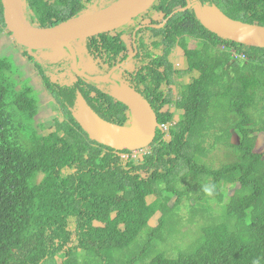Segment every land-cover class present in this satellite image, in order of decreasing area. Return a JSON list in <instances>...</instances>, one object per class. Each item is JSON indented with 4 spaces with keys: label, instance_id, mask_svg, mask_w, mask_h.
<instances>
[{
    "label": "trees",
    "instance_id": "16d2710c",
    "mask_svg": "<svg viewBox=\"0 0 264 264\" xmlns=\"http://www.w3.org/2000/svg\"><path fill=\"white\" fill-rule=\"evenodd\" d=\"M154 5L166 15L185 0ZM90 6L24 0L39 26ZM224 11L264 26V0ZM166 28L168 51L186 63L157 77L174 88L155 106L166 130L136 156L90 138L68 112L35 122L38 90L0 54V264H264V48L218 36L188 9ZM49 89L73 102L71 88Z\"/></svg>",
    "mask_w": 264,
    "mask_h": 264
},
{
    "label": "flooded vegetation",
    "instance_id": "af4514ba",
    "mask_svg": "<svg viewBox=\"0 0 264 264\" xmlns=\"http://www.w3.org/2000/svg\"><path fill=\"white\" fill-rule=\"evenodd\" d=\"M46 1L55 2V0ZM158 1L155 0L145 11L132 17L118 28L70 42L72 50L63 47V50L54 54L52 50L41 49V51L27 48L29 51L34 50L29 55L31 60L33 57H40L43 67L46 66V78L42 76V73L40 74L39 70L38 73L42 76L46 91L51 95L50 103L54 112L58 115L68 112L78 122V106L82 104V106L89 107L102 120L108 121V118L122 116L130 119L132 115L130 107L122 98L123 93L128 92L148 102L155 115V129L166 130V123L158 124V112L161 109L165 111L166 108H163L164 105L160 109L155 106L160 96L166 97L169 91L174 93V88L169 90L168 85L173 84H168L167 81L158 83L157 77L160 74L164 76L165 72L169 73L171 67L178 69L182 66L180 65V52L177 50L176 54L174 51L177 57H173V52L168 51L166 47L170 39L165 37L160 30L167 29V23L177 11L188 9L197 18L196 9L201 12L203 7L213 5L229 18L249 22L226 14L225 6L231 0H185L183 7L174 8L166 15L165 10L154 5ZM83 2L85 8L94 5L93 1L83 0ZM112 2L107 0L105 6ZM25 15L29 21L28 14L25 13ZM50 20L55 19L52 17ZM32 24L35 25V23ZM178 36L183 39L185 35ZM182 56L186 63L184 55ZM172 58H174V65ZM185 79L187 80V77ZM50 86L60 91L62 86L71 88L73 102L70 104L61 97V103L54 100ZM150 144L132 150L126 148L117 150L122 151V157L129 155L127 151H132L136 156L138 153L143 154L142 150Z\"/></svg>",
    "mask_w": 264,
    "mask_h": 264
},
{
    "label": "water",
    "instance_id": "95a60500",
    "mask_svg": "<svg viewBox=\"0 0 264 264\" xmlns=\"http://www.w3.org/2000/svg\"><path fill=\"white\" fill-rule=\"evenodd\" d=\"M155 0H115L98 8L86 9L50 26L30 23L25 15L24 0H1L3 17L14 40L28 49L52 50L54 54L70 42L118 28L145 11ZM197 18L223 38L264 48V26L227 17L215 5L196 9ZM131 118L127 125H117L99 118L89 107L80 104L77 121L92 139L115 149L129 150L150 144L155 136V115L150 104L140 96L124 92Z\"/></svg>",
    "mask_w": 264,
    "mask_h": 264
},
{
    "label": "rangeland",
    "instance_id": "374dc122",
    "mask_svg": "<svg viewBox=\"0 0 264 264\" xmlns=\"http://www.w3.org/2000/svg\"><path fill=\"white\" fill-rule=\"evenodd\" d=\"M95 8V6H90L89 9ZM7 28H5L2 32H0V54L10 55L12 56V61L18 65L14 66L12 65V71L18 74L25 76H30L29 84L33 86L35 90H38V96H39V104H38V112L34 116L35 122H42L45 126L51 123V117L53 116V108L52 104L50 103L51 95H49L48 91L45 89V84L43 82L42 76L38 73V69L41 70L39 67L41 64V58L33 57V63L32 61H27V56L32 53V51H29L25 47L19 46L20 44L16 43L13 37L8 35ZM14 40V41H13ZM42 51V50H41ZM177 54V49L175 50ZM180 55V65L183 67L185 65V62L183 60V56ZM37 64H36V63ZM34 65V66H33ZM176 118V117H175ZM45 132V131H44ZM236 136L233 135L232 139L235 140ZM256 149L258 152H262L264 156V134L258 135L257 143H256ZM142 152H145L143 149ZM185 207H182V212L184 216L186 214L184 213ZM193 233H190V235L186 234L185 239L182 238L184 241H187L191 236H193ZM173 244H176V241H173Z\"/></svg>",
    "mask_w": 264,
    "mask_h": 264
},
{
    "label": "clouds",
    "instance_id": "9594fccd",
    "mask_svg": "<svg viewBox=\"0 0 264 264\" xmlns=\"http://www.w3.org/2000/svg\"><path fill=\"white\" fill-rule=\"evenodd\" d=\"M252 24H258V23H252ZM260 25V24H259ZM208 28V27H207ZM209 29V28H208ZM210 30V29H209ZM210 31H212V30H210ZM212 32H214V31H212ZM214 33H216V32H214ZM217 34V33H216ZM218 35V34H217ZM218 36H220V35H218ZM221 37V36H220ZM229 39V38H228ZM17 43V42H16ZM18 44V43H17ZM19 46H21V47H23L22 45H19Z\"/></svg>",
    "mask_w": 264,
    "mask_h": 264
}]
</instances>
